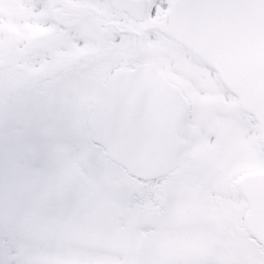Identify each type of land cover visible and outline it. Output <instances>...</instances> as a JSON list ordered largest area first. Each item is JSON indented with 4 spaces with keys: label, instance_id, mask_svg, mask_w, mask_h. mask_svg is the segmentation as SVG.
<instances>
[{
    "label": "snow or ice",
    "instance_id": "1",
    "mask_svg": "<svg viewBox=\"0 0 264 264\" xmlns=\"http://www.w3.org/2000/svg\"><path fill=\"white\" fill-rule=\"evenodd\" d=\"M0 264H264V0H0Z\"/></svg>",
    "mask_w": 264,
    "mask_h": 264
}]
</instances>
